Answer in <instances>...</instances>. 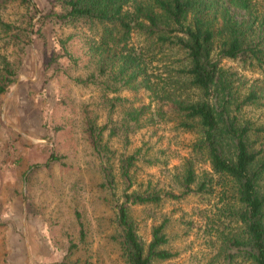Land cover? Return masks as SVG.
<instances>
[{
	"label": "rangeland",
	"instance_id": "1",
	"mask_svg": "<svg viewBox=\"0 0 264 264\" xmlns=\"http://www.w3.org/2000/svg\"><path fill=\"white\" fill-rule=\"evenodd\" d=\"M32 1L41 12L34 17L29 8L16 2L0 9V19L12 28L6 31L0 27V62L15 68L8 93L0 97V264H126L114 220V204L120 202L124 188L118 179L117 160L135 154L130 171L132 190L177 195L187 167L194 173L191 188L204 185L201 194L191 193L181 200L163 198L157 206L130 208L136 237L144 244L150 226L167 221L166 248L175 257L161 264H247L227 261L221 251V237L240 235V224L230 214L238 206L230 183L213 175L204 157L192 153L197 138L194 131L182 130L176 121L129 128L126 133L117 130L112 137L105 131L102 142L108 150L96 155L80 116L85 107L97 115L98 125L105 122L96 87L71 88L73 98L60 105L64 82L72 81L63 73L51 78L46 70L57 60L71 78L86 76L91 66L85 59L82 39L66 25L41 19V15L59 10L55 0ZM249 3L256 13L261 11L259 0ZM29 24L32 43L20 52L17 41L9 37L15 35L25 42ZM128 48L138 57L142 70L136 82L145 81L151 89L117 93L126 100L124 105L115 106L111 116L117 126L125 109L148 104L152 111L160 105L155 96H161V90H178L184 82V77L175 73L181 66V51L159 46L138 33H132ZM220 65L234 74L230 81L237 98L242 99L252 86H259L264 93V71L241 68L229 60H221ZM181 92L191 101L199 97L184 87ZM258 101V105L246 106L238 113L242 112V118L253 127L264 125V97ZM259 139L260 135L252 134L249 140L255 144ZM230 147L223 144L225 150ZM50 156L58 160L49 161ZM106 164L112 171L114 191L102 186L101 165ZM73 210L79 211L83 226L80 243Z\"/></svg>",
	"mask_w": 264,
	"mask_h": 264
},
{
	"label": "trees",
	"instance_id": "2",
	"mask_svg": "<svg viewBox=\"0 0 264 264\" xmlns=\"http://www.w3.org/2000/svg\"><path fill=\"white\" fill-rule=\"evenodd\" d=\"M250 1L55 0L59 10L43 14L41 19L66 25L78 31L77 36L82 39L85 59L91 66L86 76L71 78L57 60L49 63L46 70L51 78L63 73L72 81L64 82L65 94L59 98L60 105L73 98L71 88L96 87L94 91L99 94L96 99L105 111V122L98 125L97 115L89 113L88 108L84 107L80 113L84 133L96 155L108 150L102 142L105 131L112 137L117 130L126 133L129 128L140 129L147 124L170 121H176L182 130L194 131L197 138L191 146L192 153L204 157L211 173L230 183L233 201L238 206L230 214L240 224V235L221 237V251L227 261L264 264V125L253 127L242 118V112L238 116L242 108L258 105L264 93L259 86H252L242 99L237 98L230 81L234 74L220 65L221 60H229L241 68L264 71V0H259L262 3L259 13ZM13 2L29 8L32 17L41 13L32 0H0V9ZM31 26L29 24L24 32L25 42L20 38L17 40L15 35L9 37L17 41L15 45L21 48L20 52L32 43ZM0 27L12 30L11 25L1 19ZM132 33L154 39L159 46L181 51V66L175 73L184 77V82L178 86L179 92L176 89L161 90V96H155L160 105L152 111L148 104L125 109L117 126L111 120L114 108L126 103L117 93L151 89L145 81L136 82L142 76V70L137 63L138 57L128 48ZM13 76L15 68L1 61L0 97L8 93ZM183 87L196 91L198 99L191 101L186 95L182 97ZM109 94L112 96L108 97ZM252 134L260 135L255 144L249 140ZM224 143L230 144V149L225 150ZM135 155L117 160L118 179L124 186L120 202L114 204L118 242L126 264H161L175 257V253L166 248L168 241L164 228L167 221L152 224L144 244L136 237L130 208L157 206L163 198L181 200L191 193L201 194L204 185L191 188L194 173L187 167L177 195L138 188L132 190L134 183L130 171ZM57 160L50 156L49 161ZM101 173L103 188L114 191L116 185L107 164L101 165ZM72 220L80 243L83 226L78 210H73ZM72 248L71 245L70 250Z\"/></svg>",
	"mask_w": 264,
	"mask_h": 264
}]
</instances>
